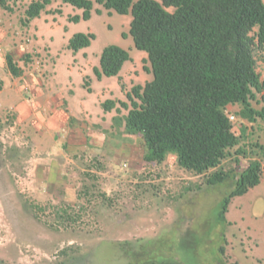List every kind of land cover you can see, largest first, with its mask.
I'll return each mask as SVG.
<instances>
[{
    "label": "rangeland",
    "instance_id": "1",
    "mask_svg": "<svg viewBox=\"0 0 264 264\" xmlns=\"http://www.w3.org/2000/svg\"><path fill=\"white\" fill-rule=\"evenodd\" d=\"M30 1L35 0L13 3V13H18L14 17L0 9V79L5 91H11V103L0 94V264H264V176L244 195L232 198L222 217L230 188L207 186L202 176L180 169L172 154L161 164L145 162L142 139L127 135L122 127L105 124L104 149L73 159L59 142L60 134L48 135L17 121L12 106L29 96L23 75L14 77L6 69L5 56L11 52V23ZM46 9L49 13L42 12L38 19L43 23L37 24L41 46L50 47L48 84L60 89L71 77L79 100L87 90L78 73L98 66L103 48L112 44L131 50L132 86L152 78L145 71V56L139 54L145 53L133 47L128 34L129 15L109 14L94 4L91 18L75 23L70 18L81 16L82 10L58 1ZM22 30L19 21V40ZM77 33H92L95 39L73 53L67 43ZM33 56L16 59L23 72L40 73L47 64L41 54ZM255 58L264 80V52L257 51ZM104 83L117 84L113 77ZM92 88L96 98L101 84L94 80ZM261 106L253 101L255 109ZM228 111L238 119L236 134L243 129L245 134L221 167H234L235 157L264 164L261 150L251 146L257 143L264 149V120L239 119L237 105ZM243 145L249 153L237 156ZM57 208H67L72 220L60 218Z\"/></svg>",
    "mask_w": 264,
    "mask_h": 264
},
{
    "label": "trees",
    "instance_id": "2",
    "mask_svg": "<svg viewBox=\"0 0 264 264\" xmlns=\"http://www.w3.org/2000/svg\"><path fill=\"white\" fill-rule=\"evenodd\" d=\"M16 1L0 0V9L13 13ZM52 1L82 10L81 16L70 18L75 23L91 18L94 4L109 14L130 16L128 34L134 48L146 54L149 67L145 71L152 79L133 86L125 94L126 101L106 100L101 108L104 112L114 110V127L140 136L145 162L161 164L172 154L180 169L202 176L207 186L230 188L222 217L232 198L259 184L264 176L260 160L242 163L235 157L236 165L228 170L221 164L245 134L244 129L236 134L238 119L228 108L239 106L237 117L241 120H264V80L256 71L255 58L257 51L264 52V0H35L24 10L21 25L39 17ZM96 13L101 14V9ZM94 39L92 33L74 34L67 49L76 53ZM130 60L127 50L108 45L92 71L97 80L117 77ZM5 66L14 77L23 73L10 54L5 56ZM2 87L0 79V91ZM253 101L261 108L255 109ZM122 110L126 114L121 115ZM251 146L264 156L261 145ZM246 147H239L237 156L245 157L249 153ZM56 213L72 220L67 208H57Z\"/></svg>",
    "mask_w": 264,
    "mask_h": 264
},
{
    "label": "crops",
    "instance_id": "3",
    "mask_svg": "<svg viewBox=\"0 0 264 264\" xmlns=\"http://www.w3.org/2000/svg\"><path fill=\"white\" fill-rule=\"evenodd\" d=\"M30 2L25 3L21 15H18L14 19L16 23H11L10 55L15 61L16 59L19 61L21 54H30L32 57H34L33 54H36V56H40L41 54L47 64H44V68L41 69L40 73L38 71L22 73L23 86L29 97L27 101L20 100L19 104H13L12 107L16 113L17 121L29 122L33 128L36 130L41 128L48 135L54 136L56 133L60 134L61 140L59 142H62L65 151L73 159L79 158V156L83 158L87 157L89 153L104 149L106 142V137L103 132L106 128L105 124L110 128L114 127L112 118L115 115H113L114 110L104 112L101 104L106 100L125 101L124 95L133 87L132 82L134 81L135 83V80L132 79L131 74L128 72L134 62V58L130 54L131 50H127L128 47L123 46L122 48L129 52L131 60L123 64L119 75L113 77L117 84L113 83L111 86H104L105 79L108 77L97 80L93 73L92 75L89 73L91 68L93 69V67L97 66H91L85 71L80 70L78 77H83L84 87L86 90L89 88L90 91L87 90V93L77 100L75 91L72 89L74 83L71 77L68 78L69 80L65 87L60 89L57 88V85H50L46 81L48 76L46 68L48 59L50 58V47L47 45L45 47L41 46L42 41L40 40L37 24L38 21L40 24L43 23L38 19L40 16L31 20L27 26L22 25L23 30L26 32L21 31L22 41L19 40L18 35L20 32L18 33L16 29H18L19 21L23 17L24 10ZM44 13L49 12L46 9ZM16 14L18 13H13L12 16L14 17ZM44 21L47 22V20ZM139 54L144 55L145 58L147 57L146 54ZM21 76L18 78H21ZM86 79L88 80V86H85ZM94 80H97L98 84H101L102 89L100 95H97L96 98H93L94 89L92 88V84ZM5 87L6 83L3 82L0 94L4 95L6 102L11 103V95H9L11 91H5ZM114 92L118 93V96H113ZM49 145L50 143H47V146ZM63 158L64 161H67L66 154L63 155ZM243 255H246V253Z\"/></svg>",
    "mask_w": 264,
    "mask_h": 264
},
{
    "label": "built area",
    "instance_id": "4",
    "mask_svg": "<svg viewBox=\"0 0 264 264\" xmlns=\"http://www.w3.org/2000/svg\"><path fill=\"white\" fill-rule=\"evenodd\" d=\"M230 120H233V117L232 116L230 117Z\"/></svg>",
    "mask_w": 264,
    "mask_h": 264
}]
</instances>
